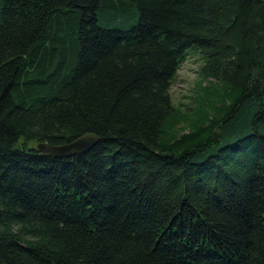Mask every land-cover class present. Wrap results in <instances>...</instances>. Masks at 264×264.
I'll use <instances>...</instances> for the list:
<instances>
[{
  "label": "trees",
  "instance_id": "trees-1",
  "mask_svg": "<svg viewBox=\"0 0 264 264\" xmlns=\"http://www.w3.org/2000/svg\"><path fill=\"white\" fill-rule=\"evenodd\" d=\"M0 264H264V0H0Z\"/></svg>",
  "mask_w": 264,
  "mask_h": 264
},
{
  "label": "rangeland",
  "instance_id": "rangeland-1",
  "mask_svg": "<svg viewBox=\"0 0 264 264\" xmlns=\"http://www.w3.org/2000/svg\"><path fill=\"white\" fill-rule=\"evenodd\" d=\"M201 64L202 60L198 54L189 55L177 71L171 85L169 91L171 100L175 107H180L184 112L193 110L196 103L195 98L198 94H201V86L207 85V81H203L199 74ZM181 128L178 127L177 130L179 131ZM182 129L188 131L189 125L185 123ZM18 145H22L21 141ZM25 145L36 147V143L31 141L25 142Z\"/></svg>",
  "mask_w": 264,
  "mask_h": 264
},
{
  "label": "water",
  "instance_id": "water-1",
  "mask_svg": "<svg viewBox=\"0 0 264 264\" xmlns=\"http://www.w3.org/2000/svg\"><path fill=\"white\" fill-rule=\"evenodd\" d=\"M99 140L100 137L98 135L88 133L63 144L54 145L48 142H37L35 149L41 154L51 157H70L89 150Z\"/></svg>",
  "mask_w": 264,
  "mask_h": 264
}]
</instances>
